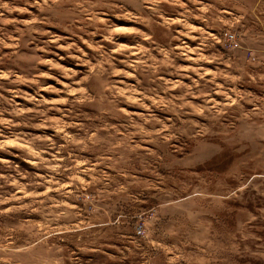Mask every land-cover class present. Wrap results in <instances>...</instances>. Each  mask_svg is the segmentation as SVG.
<instances>
[{"label":"rangeland","instance_id":"rangeland-1","mask_svg":"<svg viewBox=\"0 0 264 264\" xmlns=\"http://www.w3.org/2000/svg\"><path fill=\"white\" fill-rule=\"evenodd\" d=\"M0 264H264V0H0Z\"/></svg>","mask_w":264,"mask_h":264}]
</instances>
